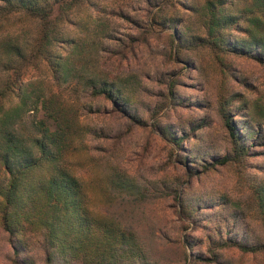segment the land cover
I'll list each match as a JSON object with an SVG mask.
<instances>
[{
	"label": "rangeland",
	"instance_id": "obj_1",
	"mask_svg": "<svg viewBox=\"0 0 264 264\" xmlns=\"http://www.w3.org/2000/svg\"><path fill=\"white\" fill-rule=\"evenodd\" d=\"M156 1L46 0L45 20L0 0V89L15 85L0 96V146L7 138L36 153L43 126L60 132V164L81 180L90 215L136 231L165 264H184L179 241L192 224L181 215L174 189L180 192L189 181L185 189L193 197L219 203L224 220L209 230L211 239L202 229L195 234L200 251L233 221L240 222L241 237L259 241L264 155L252 152L189 176L176 144L161 135L151 115L158 112L164 124L191 131L187 144L195 135L189 124L204 118L203 153L222 155L228 148L219 112L223 101L254 127L264 123V62L224 50L216 35L239 43L253 35L264 39V29L254 23L260 16L255 0ZM223 15L235 18L221 28L215 18ZM51 58L67 64V80L54 78ZM180 76L186 97L196 102H170L160 80ZM101 80L124 90L142 121L95 96L91 84ZM5 173L0 161V186ZM22 229L26 261L44 264L39 224L26 222ZM222 255L230 264H264V252L231 248ZM0 264H17L1 225Z\"/></svg>",
	"mask_w": 264,
	"mask_h": 264
},
{
	"label": "trees",
	"instance_id": "obj_2",
	"mask_svg": "<svg viewBox=\"0 0 264 264\" xmlns=\"http://www.w3.org/2000/svg\"><path fill=\"white\" fill-rule=\"evenodd\" d=\"M146 1L157 5L156 0ZM255 1L260 16L254 23L257 28L264 29V0ZM1 2L42 15L45 20L48 17L49 3L46 0ZM219 18H215V25L224 28L233 22L235 16L223 15ZM252 37L251 41L237 43L218 33L216 40L222 44L224 50L247 53L250 57L264 62V39L256 35ZM180 42L181 39L179 46ZM177 55L179 56V51ZM52 58L54 78L57 81L67 80V64L63 61H52ZM160 82L167 84V95L171 103L184 105L187 101L196 102L190 96L186 97L181 86L183 76L172 79L166 77ZM18 86L17 89H20ZM13 88L15 85L6 84L0 89V96H5ZM91 91L131 120L142 121L138 111L133 108V99L115 82L96 81L91 84ZM219 112L221 122L227 130L228 148L222 155L210 154V157L203 153L202 148L205 139L203 127L207 125L204 118L189 124V130L195 135L194 143L187 144L193 138L191 131H185L172 123L164 124L162 121L165 116L157 117L158 112L151 115L155 118L154 125L161 135L176 144V156L185 165L189 176L197 174L199 167L208 170L225 166L252 152L264 155V123L254 127L250 121H245V114L238 111L233 104L229 105L227 100L221 103ZM196 126L200 127L197 133L194 131ZM42 131L41 137L34 142L36 153L28 147H18L7 138L3 140L4 145L0 146V161L6 172V184L0 186V225L13 248L14 261L17 264H32L23 255L25 250L22 228L26 222L32 223L36 220L40 226L38 246L43 253L44 264H165L160 257L155 256L149 243L142 242L136 231L120 224L105 223L90 215L81 180L60 164L62 140L56 134L60 132L50 131L48 126H43ZM195 143L199 145H194ZM185 182L180 192L179 187H176L173 194L179 203L181 215L192 224L191 231L184 233L179 241L184 264L188 260V264H230L222 255L224 249L238 248L244 253L264 252V193L258 197L262 229V238L259 241H249L241 237L240 222L233 221L222 231L216 229L218 237L212 239L211 245L203 252L200 251L199 244L195 243V234L202 229L211 239L209 230L216 228L224 218L218 215L219 203L203 197H193L185 189L189 181ZM139 192L137 194L141 195Z\"/></svg>",
	"mask_w": 264,
	"mask_h": 264
}]
</instances>
